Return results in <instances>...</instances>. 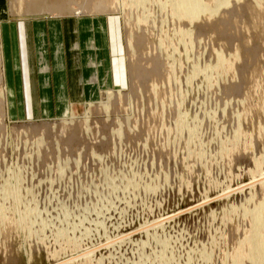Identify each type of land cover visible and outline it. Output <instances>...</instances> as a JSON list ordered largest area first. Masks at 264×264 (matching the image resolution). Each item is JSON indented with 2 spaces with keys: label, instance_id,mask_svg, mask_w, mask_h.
I'll return each mask as SVG.
<instances>
[{
  "label": "rangeland",
  "instance_id": "rangeland-1",
  "mask_svg": "<svg viewBox=\"0 0 264 264\" xmlns=\"http://www.w3.org/2000/svg\"><path fill=\"white\" fill-rule=\"evenodd\" d=\"M134 1L0 0V264L248 252L264 187L237 188L264 174L263 5L178 22ZM159 224L156 243L142 232Z\"/></svg>",
  "mask_w": 264,
  "mask_h": 264
},
{
  "label": "bare ground",
  "instance_id": "bare-ground-1",
  "mask_svg": "<svg viewBox=\"0 0 264 264\" xmlns=\"http://www.w3.org/2000/svg\"><path fill=\"white\" fill-rule=\"evenodd\" d=\"M146 0H135L133 3L135 6H138V5H143V3L145 2ZM154 1V0H153ZM232 1H234L235 3H237L238 1H242V0H165L164 2H162V4H160L161 2H159L160 5L163 6V8H167V14L170 16L169 18L170 19H174L177 20L178 22L179 21H182V20H185L186 22H194V20H198V18L200 16H204V14L208 15V17H212V16H215L219 13V11L223 8H226V7H229L232 3ZM253 2H256L257 3V6L260 7V5H263V8H264V0H252ZM155 4V2H154ZM153 5V4H152ZM156 6V5H155ZM157 7V6H156ZM137 8V7H136ZM262 9V8H261ZM260 9V10H261ZM138 10V9H137ZM145 10V9H144ZM24 11V10H23ZM264 12V11H263ZM162 13V12H161ZM144 14V13H143ZM166 15V14H164ZM56 16V15H55ZM59 16V15H58ZM167 16V15H166ZM168 18V19H169ZM196 20V21H197ZM142 21V20H141ZM138 24V23H137ZM139 27V26H138ZM136 28V27H135ZM180 33H182V35L184 34L185 36H187L188 38H191L192 36V33L189 31H180ZM179 33V35H180ZM178 34V33H177ZM176 34V35H177ZM135 35V34H134ZM181 35V36H182ZM132 35H129V38L131 39ZM183 37V36H182ZM134 40V39H133ZM132 41V40H131ZM130 41V42H131ZM128 42V44L130 43ZM192 42L190 41V44ZM132 44V43H131ZM190 44L189 47H190ZM246 44V43H245ZM192 46V45H191ZM130 47H132L130 45ZM188 47V46H187ZM133 50V49H132ZM217 59L218 61H222V58H221V55H218L217 56ZM1 75V74H0ZM1 87V86H0ZM5 90V88H2ZM1 89V90H2ZM4 90L2 92H4ZM0 93V94H4V93ZM111 96V95H110ZM110 96H107L110 97ZM113 96V95H112ZM1 97V96H0ZM3 98H1L2 100ZM112 99V98H111ZM115 99V98H114ZM108 100H110V98H108ZM3 101V100H2ZM111 101V100H110ZM109 103V102H108ZM106 103L105 106H103L102 109H105L106 107H108V105H111L110 103L108 104ZM113 105V104H112ZM111 105V106H112ZM100 106H102L100 104ZM110 106V107H111ZM3 109V108H2ZM109 110V108L105 109V110H102V111H105V112H109L107 111ZM3 111V110H2ZM104 112V113H105ZM106 114V113H105ZM108 115V114H107ZM105 115V116H107ZM109 116H107L108 118ZM107 121V120H106ZM85 123V122H84ZM72 125V124H71ZM35 134V133H34ZM32 134V135H34ZM37 135V133H36ZM115 135V134H114ZM119 135V133H117V136ZM48 137V136H47ZM119 137V136H118ZM31 138V137H30ZM32 140V139H31ZM37 140V138H36ZM39 140V139H38ZM41 141V139H40ZM43 142V140L41 141ZM98 142V141H97ZM62 143V142H61ZM40 144V142H39ZM57 145V144H56ZM43 147V146H42ZM52 147V146H51ZM55 148V147H54ZM40 150V149H38ZM43 154V153H42ZM94 154V153H93ZM80 155V154H79ZM93 159V158H92ZM95 159V158H94ZM79 161V160H78ZM98 161V160H97ZM80 163V162H79ZM57 170V169H56ZM60 172V171H59ZM63 173V172H62ZM58 177H60L58 175ZM240 188H237V190L239 191H243V189H247L249 191L255 189L256 186H260L262 185V187H264V174H261V175H258V176H255V178H252L248 183L246 184H240ZM263 189V188H262ZM235 191V190H234ZM238 191V193H239ZM30 192V191H29ZM241 192V193H243ZM34 194V193H33ZM253 196V195H252ZM252 196L250 198H252ZM253 210V209H252ZM264 189H263V193H262V201L255 205V208H254V211L252 213H250V215L252 216V219H251V222L250 224L252 223V235L250 237V246H249V250L248 252L245 253V255L243 254H240L238 255L234 260H233V263L232 264H242V258L245 257V259L247 260H244V261H248L249 260V264H264ZM251 212V211H250ZM67 214V213H65ZM34 219V218H33ZM42 224H44L42 222ZM40 225V224H39ZM45 226V224H44ZM48 227V226H47ZM163 227V224H159V225H156V226H152L146 230H144L142 233L146 235V237H148V239L151 237L153 238L155 241L156 240V243L157 241H160L159 240V237L157 235V231L160 230L161 228ZM59 234V233H58ZM144 235V236H145ZM122 236V235H121ZM127 236V235H126ZM129 238V237H128ZM128 238H118V241H109L107 243H105L106 247H119L120 248V245L122 244H125L126 242H130L131 240L128 239ZM109 239V238H108ZM130 240V241H129ZM132 242V241H131ZM128 244V243H127ZM141 248H143V245L141 244ZM91 251V250H90ZM79 252V251H78ZM81 252V251H80ZM86 253V252H85ZM78 254V253H76ZM94 254V253H93ZM92 253H86L85 255H77L75 256V258H70V259H66V260H63V264H67V263H70L72 261H75V259L77 258H80L82 257V259H85V260H88L90 259V257L93 255ZM75 255V254H74ZM93 257V256H92ZM155 261L157 264H171L170 261H168V259H165L164 255L162 254H159L157 256H155ZM248 263V262H247ZM58 264V263H57ZM173 264V263H172ZM246 264V263H244Z\"/></svg>",
  "mask_w": 264,
  "mask_h": 264
},
{
  "label": "crops",
  "instance_id": "crops-1",
  "mask_svg": "<svg viewBox=\"0 0 264 264\" xmlns=\"http://www.w3.org/2000/svg\"><path fill=\"white\" fill-rule=\"evenodd\" d=\"M74 23H75V21L74 22H70V24L68 22L66 23L67 25H66L64 31L66 32L67 36H68V32H69V27H71V24H74Z\"/></svg>",
  "mask_w": 264,
  "mask_h": 264
}]
</instances>
